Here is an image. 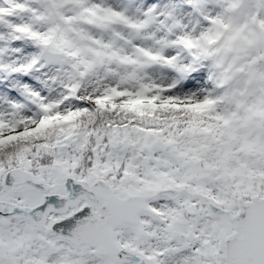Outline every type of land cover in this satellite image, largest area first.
Returning a JSON list of instances; mask_svg holds the SVG:
<instances>
[{
	"label": "snow or ice",
	"instance_id": "obj_1",
	"mask_svg": "<svg viewBox=\"0 0 264 264\" xmlns=\"http://www.w3.org/2000/svg\"><path fill=\"white\" fill-rule=\"evenodd\" d=\"M0 264H264V0H0Z\"/></svg>",
	"mask_w": 264,
	"mask_h": 264
}]
</instances>
